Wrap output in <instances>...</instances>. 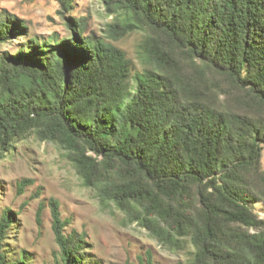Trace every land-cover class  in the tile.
<instances>
[{"label":"trees","instance_id":"16d2710c","mask_svg":"<svg viewBox=\"0 0 264 264\" xmlns=\"http://www.w3.org/2000/svg\"><path fill=\"white\" fill-rule=\"evenodd\" d=\"M54 1L70 39L30 37L0 10V42L28 38L18 54L0 53V156L33 134L65 151L101 205L170 249L191 245L189 264H264V219L250 207L264 200V117L220 98L227 87L264 109V0H101L113 16L107 39L144 33L138 72L68 15L73 0ZM50 206L54 264H84V235H64ZM11 220L3 211L0 264H25L1 250Z\"/></svg>","mask_w":264,"mask_h":264},{"label":"rangeland","instance_id":"374dc122","mask_svg":"<svg viewBox=\"0 0 264 264\" xmlns=\"http://www.w3.org/2000/svg\"><path fill=\"white\" fill-rule=\"evenodd\" d=\"M57 4L54 0H0V10L6 9L24 20L30 37L48 41L57 35L63 40L68 32L63 21L57 19ZM72 8L68 15L87 19L86 34L102 37L122 49L132 60L134 72L140 71L137 48L143 32L135 31L112 41L105 36L113 16L105 12L101 0H73ZM224 93L226 97L220 98L231 112L264 117V109L247 107L238 92L225 87ZM259 172L264 174V146ZM21 182L22 191L18 188ZM52 200L57 202L59 218L64 223L63 234L75 231L84 235L87 244L84 264H189L191 261V245L170 249L144 227L128 220L122 211L101 205L95 192L82 185L66 160L65 151L56 144L37 140L33 134L18 140L13 149L0 156V216L5 210L15 215V220H11L14 225L1 243L7 260L22 257L25 264L56 262L59 250L52 231ZM250 207L264 219V200L250 203Z\"/></svg>","mask_w":264,"mask_h":264},{"label":"clouds","instance_id":"9594fccd","mask_svg":"<svg viewBox=\"0 0 264 264\" xmlns=\"http://www.w3.org/2000/svg\"><path fill=\"white\" fill-rule=\"evenodd\" d=\"M57 8H59L58 4ZM57 19H61V17H57ZM68 38H71L70 31L68 32ZM27 40V37L20 36L15 39H11L9 42H0V52H7L9 55H16L21 51L19 45L25 44Z\"/></svg>","mask_w":264,"mask_h":264}]
</instances>
